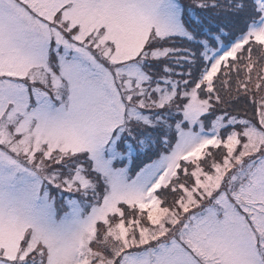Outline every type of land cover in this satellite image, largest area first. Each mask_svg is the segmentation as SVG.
Wrapping results in <instances>:
<instances>
[{"label": "snow or ice", "instance_id": "snow-or-ice-1", "mask_svg": "<svg viewBox=\"0 0 264 264\" xmlns=\"http://www.w3.org/2000/svg\"><path fill=\"white\" fill-rule=\"evenodd\" d=\"M0 264H264V0H0Z\"/></svg>", "mask_w": 264, "mask_h": 264}]
</instances>
